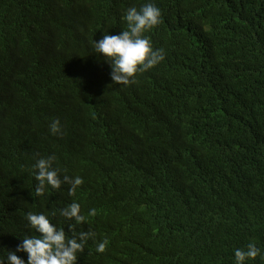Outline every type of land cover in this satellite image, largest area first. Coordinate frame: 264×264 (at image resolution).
I'll return each mask as SVG.
<instances>
[{"label": "trees", "instance_id": "trees-1", "mask_svg": "<svg viewBox=\"0 0 264 264\" xmlns=\"http://www.w3.org/2000/svg\"><path fill=\"white\" fill-rule=\"evenodd\" d=\"M147 2L162 12L146 35L165 59L115 84L91 41ZM49 155L61 178L83 179L75 196L35 195V159ZM74 201L79 224L59 215ZM29 212L95 233L78 264L264 252V0H0V257L37 235Z\"/></svg>", "mask_w": 264, "mask_h": 264}, {"label": "clouds", "instance_id": "clouds-1", "mask_svg": "<svg viewBox=\"0 0 264 264\" xmlns=\"http://www.w3.org/2000/svg\"><path fill=\"white\" fill-rule=\"evenodd\" d=\"M161 17V9L152 2L139 8L129 7L122 17L127 23L126 30L118 35L104 34L99 41H91L94 53L102 56L110 65L113 83L123 86L135 84L138 74L151 70L164 61V50L154 48L146 35L161 23ZM49 131L52 135L60 134V121L53 120L49 124ZM56 162L55 155L35 159L33 174L37 181L36 196H43L49 188L60 190L63 185H68V194L75 196L83 184L80 176L63 175L61 178V170L56 167ZM81 212V205L75 201L59 209L61 217L67 221H75L76 224L86 219ZM56 214L27 213L25 218L28 225L37 235L22 238L14 250L7 251L6 257H0V264H78V254L84 252L85 245L90 239H94L95 233L76 232L75 225H69L72 235L68 236L63 228L53 223ZM89 215H95V210H91ZM106 245L107 241L97 242L96 251L103 253ZM19 254H26L27 259ZM258 257L264 259V252L255 243H249L246 249L234 250V264H247Z\"/></svg>", "mask_w": 264, "mask_h": 264}]
</instances>
